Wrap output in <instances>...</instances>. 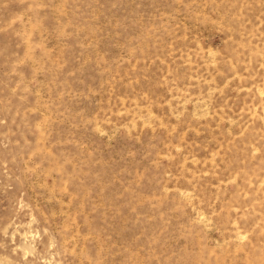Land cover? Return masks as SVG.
Wrapping results in <instances>:
<instances>
[{
	"label": "rangeland",
	"instance_id": "1",
	"mask_svg": "<svg viewBox=\"0 0 264 264\" xmlns=\"http://www.w3.org/2000/svg\"><path fill=\"white\" fill-rule=\"evenodd\" d=\"M0 264H264V0H0Z\"/></svg>",
	"mask_w": 264,
	"mask_h": 264
}]
</instances>
